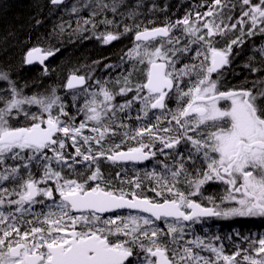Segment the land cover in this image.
<instances>
[{"label":"snow or ice","instance_id":"obj_1","mask_svg":"<svg viewBox=\"0 0 264 264\" xmlns=\"http://www.w3.org/2000/svg\"><path fill=\"white\" fill-rule=\"evenodd\" d=\"M50 3L60 6L63 0H50ZM229 3L231 0H211L205 5L207 11H195L194 18L191 13L186 14L175 22L166 21L163 26L141 29L136 25L134 47L127 56L146 65L144 82L133 89L129 86V73L123 77L118 93L103 85L98 92L88 93L90 99L86 98L79 109L84 120L78 126L73 122L75 117H69L55 88L49 96L23 95V88L18 89L9 74L0 70V81H6L9 86L0 89L4 93L0 95V165L4 166L0 182L11 181L15 185L11 191L0 187V207L16 206L14 212L0 211V264H264V233L244 236L248 247L238 245V250L230 255L225 253L223 245L217 247L210 242L221 239L219 236L211 237L208 242L196 236L184 246L171 250V254L168 244L162 243L163 237H171L173 244L183 240V222L196 223L210 217L264 218V76L254 80L251 88L246 87L247 81H244L240 86L221 90L222 69L230 63L233 47L243 44L246 36L264 35V0H238L239 16L229 15L230 23H225L219 18ZM139 6V3L129 6L125 0H112L111 4L96 0L95 7L99 11H92L91 18L83 23H91L95 29V17L108 10L116 14L121 7L128 8L126 15L132 18ZM236 7L237 4L232 3V9ZM71 11L77 13L78 8L74 5ZM99 23L112 25L115 21L105 18ZM58 27L64 31L63 25ZM174 29L182 30L189 38L183 48H166L163 42L149 47L158 38L169 45L179 44V37L171 35ZM237 29L240 34L224 48L215 46L216 37L227 36ZM131 31L129 27L124 28L125 33ZM119 36L107 31L98 38L109 44ZM192 45H198L192 59H199V64L177 68L178 53H189ZM258 51L259 66L245 65L252 73L264 71V45ZM52 55L51 50L33 47L27 52L24 63L38 60L43 64ZM253 59L249 57L250 61ZM47 71L45 67L44 72ZM185 77L189 78L187 87L182 83ZM116 84H121L120 79ZM82 85H85V77L71 73L65 87L77 89ZM133 90L136 95L132 99L119 105L113 103L116 95L125 96ZM173 96L177 106L171 109L168 101ZM135 102L140 105L141 115L135 117L140 126L132 128L123 122L117 125V111L131 109ZM25 105H36L39 112L31 113ZM55 109L58 112L54 115ZM152 110L160 111L155 115V123L150 118ZM21 115L24 122L18 126ZM163 121L169 126L163 127ZM89 122L95 125L89 129L93 135H83ZM117 128L123 129L121 144L105 149L108 135L116 136ZM145 138L148 143L144 142ZM69 139L75 148L71 157L64 152ZM79 140L87 145L86 151ZM125 141H135L136 146L123 151ZM157 142L162 146L158 151L166 157L165 150L176 153V166L163 164L160 172L145 173V179L155 182L149 189L154 197L143 191L139 175L125 180L120 173L115 178H105L101 172L102 159L116 163L155 157L157 150L153 149ZM93 143L100 146L99 150L93 149ZM181 144L191 145L187 157L179 152ZM45 150H50L52 155H47ZM78 157H82V161ZM9 159L14 164H7ZM186 160L192 162V171L186 167ZM53 161L62 166L61 170L53 167ZM81 162L89 164L90 175L86 179L85 173H76V178L64 176V166L74 172L73 165ZM33 163L41 170L39 179L33 174ZM48 181H53L54 187H41ZM114 181H119L120 186ZM211 181L227 186L223 200L235 202V206L221 208L208 197L212 206L206 207L194 199ZM181 182L186 191L178 186ZM125 184L130 187L125 188ZM13 195L18 198L6 200ZM41 196L51 200L56 210L49 206V211L35 213L33 220L26 221L28 228L22 230L17 214L22 221L34 204L45 203L38 199ZM120 209L137 210V214L121 216L116 213ZM106 213L112 215L105 218ZM156 221H164L166 231ZM137 248L146 254L143 259ZM194 248L207 250L212 256H202Z\"/></svg>","mask_w":264,"mask_h":264},{"label":"trees","instance_id":"obj_2","mask_svg":"<svg viewBox=\"0 0 264 264\" xmlns=\"http://www.w3.org/2000/svg\"><path fill=\"white\" fill-rule=\"evenodd\" d=\"M103 2L111 4L112 0H103ZM125 2L129 6H135L137 3L140 4V6L136 8V15L132 18L127 17L128 19H131L132 22L122 23L123 25L131 28L133 31H136V25H139L140 28L145 26L149 27V25H153L155 23H163L164 25L166 21L175 22L177 19H182L186 14L190 13L194 18V12H205L207 9L205 5L210 4L211 0H125ZM95 3L96 0H86L83 2L82 0H70L62 6H53L51 5L50 0H0V70L6 71L9 74L10 79L15 83L17 82L18 85L24 87L32 85L36 88L42 87L43 89L45 88V90L49 91L53 88H59V84L63 82L64 78L62 79L59 77L58 79L57 76H50L51 72L50 74H48V72L45 73L44 67L35 65L29 67L25 66L24 55L29 49L35 46H42L47 51H54L52 58L54 60H59L62 56H64V54L67 55L70 51L76 56L79 50L82 49V53L78 54V59H81L79 61L82 65H75L72 62L73 60H71L69 64L83 68L89 66L90 61L92 63V61L96 59H104L106 56L108 57L109 54L106 53V55H103V53L99 51L101 47L97 46L98 42L102 41L98 38L101 32L93 29L91 23H83L85 19L91 18L90 13L92 11H99V9L95 7ZM70 4L72 5L69 7ZM74 5L78 8L77 13H73L71 11ZM85 5H91V7H85ZM118 12H128V8L121 7ZM100 15H106L109 20L114 17V14L110 10L105 11ZM98 16L94 18L96 23L99 22ZM235 16L236 13L233 17ZM38 20L40 21L39 24L37 23ZM59 25H63V32L60 31L58 27ZM78 28L83 30H78ZM173 33L180 36L181 43L189 42V38L182 33V30H180L179 34L177 33V29H174ZM239 34V32L232 34L233 36L229 39V41L234 39L235 36ZM258 36L259 35L253 37L246 36L243 44L233 47L235 56L233 57V60H231V63H234L232 71L244 74L243 76H248L253 73L250 71V68L245 67L246 64L251 67L259 66L261 57H258L257 52L254 50L255 48L251 49L252 46L256 45ZM227 38L228 37H226L223 42L224 45L227 43ZM55 47H58V52ZM107 49L108 47H104V51L106 50L105 52L108 51ZM248 55L254 57V59L250 61ZM68 57H71V54L68 55ZM68 57L63 59H67ZM85 58L90 60L88 64H86ZM191 58L192 57L189 55L190 64H192ZM56 64L54 65L56 66ZM128 75L129 74L121 76V84L117 85L118 88L123 86V77ZM259 76H264V71L259 72ZM134 77L136 78V73L132 74V78ZM188 79V77H185L184 81H188ZM192 79L194 80L195 77L193 76ZM136 80L139 83H143L144 77L142 76ZM244 81H247L246 85L250 86V88L252 87L253 80L250 76H248V78H242V80L238 79L237 82H223L229 84L233 83L232 85H237L238 83V85H240ZM3 85L8 89L9 86L6 81H0V86ZM35 94L41 95L38 92ZM0 95H3V92H0ZM22 124L23 123L18 126H22ZM117 133L115 142L116 144H121L123 139V130L117 131ZM135 143L136 142L133 141L128 144L127 141H125L122 144L121 150H126L128 147H131V144ZM190 149L191 145L187 144V146L179 150V152L183 153L184 156L187 157ZM166 153L167 157L164 158V161L156 163L153 168L148 170V172L153 170L160 172L163 168V164H168L169 166L175 168L176 153L168 151ZM8 161L11 162L10 164H14V162L10 159ZM6 163L8 164V162ZM196 166L199 167L200 165L197 164ZM186 167L192 171V162L186 160ZM3 168L4 166L0 165V171H3ZM100 168L105 178H115L116 174L120 173L123 179L130 180L139 175V178L143 180V191L149 197H154L155 194L149 191V189L154 186L155 182L145 179L146 172L142 169L143 167L111 164L105 161L100 163ZM32 171L33 173L36 171L34 163L32 165ZM114 183L117 187L120 186L119 181H114ZM178 186L181 190H187L183 182H181ZM0 187L9 188L10 181L0 182ZM124 187L129 188L130 186L125 184ZM204 194L206 197L207 195L212 197L216 204L220 202L221 192L218 188H214L212 185L208 184V186L205 187ZM198 202L210 205L209 201L205 202L204 200H200ZM14 210L15 207L11 208L6 205L0 207V211L14 212ZM47 211H49V209L42 207H40L39 210H32L31 213L24 215L22 221L19 218V214H17L18 226H20L22 230L27 229L28 225L26 221L33 220L35 213ZM8 222L11 223L12 221ZM184 226L183 240H178L177 243L173 244L171 243L172 238L166 237V240H162V243L174 245L178 249L184 246L187 241L194 240L196 236H200L208 242L211 237L219 236L221 238L227 233L261 234L264 233V218L260 219V222L256 224L253 220L248 221L239 217H233L229 220L216 217L211 220L201 219L200 222H191L189 224H184ZM210 242L214 243L217 247L223 245L222 239L211 240ZM245 247H247V244H245L244 248ZM169 249V254H171V250L173 249L170 246ZM194 251L200 252L202 256H212V254L207 255L209 252L204 249L194 248ZM137 252L141 253L139 251ZM133 259L135 262V258Z\"/></svg>","mask_w":264,"mask_h":264},{"label":"flooded vegetation","instance_id":"obj_3","mask_svg":"<svg viewBox=\"0 0 264 264\" xmlns=\"http://www.w3.org/2000/svg\"><path fill=\"white\" fill-rule=\"evenodd\" d=\"M126 13L127 12H117L116 14H114V17L110 18V20H114L115 21V23L112 24V25H104V24H101L99 22L96 23L97 26H96L95 30H97L98 32L103 33V32H107V31H111L113 33H119L120 34L119 39H117L115 41H112L109 44H104L103 43V45H101L98 42L97 46L101 47L100 48V52L103 53V55H106V53H108L109 56L108 57L106 56V58H104V59H96V60L92 61V63L90 61V65L87 66V67H89L90 71L94 68L92 71H94L97 74H100V79H105L107 77L109 79V82H111V83L116 82L117 79L119 77L123 76V75H127V74L131 73V76H130V78H131L132 74L136 73V71H134L133 64H132L133 60H130L129 57L127 56V53L129 51V49H131L132 45L135 43L134 42L135 31L132 30L131 32H128V33L124 32V28L127 27V26L123 25L122 23L132 22L131 19L127 18L128 16L126 15ZM105 18H107L106 15H103V16L100 15L99 16V21L103 20ZM124 18H126V19H124ZM154 26H163V23H161V24L155 23L153 25H149V27H154ZM143 28H141V29H143ZM104 47H108V49H107L108 51L107 52H105L106 50L104 51ZM189 55H191V54L183 56L182 53H180V54L178 53V56L180 57V59H178V60H180L179 62L187 64V60H188ZM110 67H112V68L110 69ZM233 68H234V64H232V63H229L228 65L224 66V68L222 69V81L225 80L227 82H231V81H233V82L236 81L237 82L238 79L242 80V78H245V77L248 78V76H250L251 79L254 81V80H256L257 78L260 77L259 73H256V75H255V73H253L252 75L243 76L244 74H240L238 72L232 71ZM82 69L77 71L75 74L82 75V76L85 77V81H86V87L85 88H87V87H89L91 85V82H90V79L88 77V74L84 73ZM145 69H146V67L142 68L140 70V72H139V75H137L136 78H140V77L143 76L144 80H145V76H144ZM86 70L89 71L88 69H86ZM68 76H69V74L66 76V78ZM214 77H215V74L213 75V78ZM183 85L185 87H187L188 81H186ZM240 85H238V83H237V85H234V86H240ZM234 86L227 85L225 87H221V90H227L229 88H233ZM245 86L250 88V86H248V85H245ZM79 90H74V91L78 92ZM74 91H72V92H74ZM132 97H133L132 92L127 93L125 96H116L113 103L115 105H119V104L124 103L126 100L132 99ZM221 103L223 104L224 102H221ZM83 104H84V102H81L80 100L75 102L76 110L80 109V107ZM176 106H177L176 105V100H175V97L173 96V98L168 101V107L171 108V109H174ZM139 107H140L139 102H135L131 109H126L124 112L117 111L116 124L118 125L119 123L123 122V123L129 124V126L132 127V128L140 126L138 124V122L135 120V117L137 115H141V113H139V111H138ZM73 111L74 110L68 109V113L69 114L76 115V118H75V120L73 122L78 126L79 123L82 120H84V115L82 113H79V112L72 113ZM159 114H160L159 110H152V112L150 113V118H151V122L152 123L156 122L155 121V115H159ZM109 115H111V114H109ZM105 123H108V121L105 120ZM162 123H163V127H168L169 126L166 121H163ZM93 126H95L94 123L89 122V127H93ZM113 127H116V125H113ZM120 130H123V129L117 128V131H120ZM112 137L116 141V136H112ZM130 142L132 143L133 141H127L128 144H130ZM144 142L148 143L149 141H148L147 138H145ZM183 145L184 144H181V146L179 147V150L184 148ZM69 146H70V144H69ZM130 146L131 147L132 146H136V143L135 144H131ZM160 147H162V146L157 142L155 147H154V149H153V150H157V155L155 157H153L154 159H156V158L164 159L163 154H161L158 151V149ZM165 151L170 152L169 150H165ZM77 159L82 161V157H78ZM77 165H80V166H77L78 168L83 169L82 173H85L84 177L86 179L87 175H90V172L88 171L89 164L87 162H81V163H77ZM133 166L138 167L140 165H133ZM91 167L94 169L95 165H92ZM213 184L221 192V198H220L221 207L222 208H226V207L235 206V202H230V201H224L223 200V197L227 194V186L224 183L220 182V181H213ZM38 199H39V197H38ZM55 199L58 201L59 200V196L56 195ZM51 204H53V203H51ZM49 206H52V205H50V204L44 205L43 204L40 207L45 208V209H49ZM116 213L121 215V216H123L124 214H127L129 212L119 211V212H116ZM110 215H112V214L111 213L104 214L105 218H107ZM239 218L244 219V220H248V221L253 220L254 223H256V224H258L260 222V219H263L261 217H239ZM249 235H251V236H259L260 234L240 233V235L237 236L234 233H227L224 236H222L221 239L223 240V246L225 248V253L230 255L233 252H236L238 250L237 249L238 245L241 248H244V246H245V244H247V242H245L243 240V237L244 236H249ZM229 237H231V239H229ZM113 242H114V238H113ZM247 247H248V244H247ZM247 247H245V248H247ZM238 259L242 260V257H238Z\"/></svg>","mask_w":264,"mask_h":264},{"label":"rangeland","instance_id":"obj_4","mask_svg":"<svg viewBox=\"0 0 264 264\" xmlns=\"http://www.w3.org/2000/svg\"><path fill=\"white\" fill-rule=\"evenodd\" d=\"M70 1V0H69ZM68 1V2H69ZM73 1V0H72ZM75 1V0H74ZM83 1H86V0H82V2ZM74 3V2H73ZM232 3H236L237 4V7L235 8V9H232ZM72 4H70L69 5V7L71 6ZM62 6V5H61ZM67 6V5H66ZM208 10V8L206 9V11ZM239 12H240V9H239V5H238V1L237 0H231V3H229V6H228V8H225L224 10H223V16L222 17H220L219 19H223L224 20V22L225 23H230V21H228V19H227V17L229 16V15H231V16H234V14L236 13V16L235 17H238L239 16ZM99 17V16H98ZM234 17V18H235ZM219 19L217 20V22H219ZM231 22H234V20L233 21H231ZM239 32V29H237V30H235L234 32H229L228 34H227V43L229 42V39L233 36L232 34H234V33H238ZM177 33H179L180 34V29H177ZM172 37L173 38H175V37H179V39H180V36H178V35H176V34H174L173 33V35H172ZM224 37L225 36H218V37H216V42H215V46L216 47H218V48H224L226 45H223V44H221L220 42L224 39ZM217 38H219V39H217ZM165 43V45H166V48H172V47H176V48H183L185 45H187L189 42H186V43H181V42H179V44H176V45H169V44H167L166 43V40H164V41H162V40H159V41H156V43H152V44H150L149 45V47H152V48H154V47H156V46H159L161 43ZM226 43V44H227ZM99 44H101V45H103V42L102 41H99ZM262 45H264V35H259L258 37H257V43H256V45H254V46H252L251 47V49L252 48H255L254 50L257 52V54H258V57L260 58L261 56H260V54H259V48L262 46ZM236 46H239V45H236ZM134 47V44L132 45V48ZM198 47V45H192L191 46V49H190V51H189V53H182V55L183 56H186V55H188V54H191L190 56L191 57H193V56H195V49ZM55 49H56V51L58 52V47H55ZM250 50V49H249ZM82 49L81 50H79V52L77 53V55L75 56V55H73V53L70 51L67 55H65L64 54V56H62V58H60L59 60H58V62H57V60L55 59H52L49 63H47L46 64V68L48 69V74H50V72H51V74H50V76H54V77H58V79H59V77L60 78H64V80H63V82L62 83H60L59 85V88H57L56 89V95L57 96H59L60 98H61V102L65 105V110L68 112V109H70V110H74L72 113H76V112H79V109L78 110H76V105H75V102H77V101H81V102H85V99L86 98H89L90 99V96H88L87 94L88 93H91V92H98L99 91V88L103 85V86H106L110 91H112V92H114V93H118L119 92V88L117 87V84H116V82H114V83H111V82H109V79L106 77L105 79H100V74H97V73H95L94 71H90L89 70V67H79V66H73V65H70L69 63H70V61L71 60H73L72 62L75 64V65H82V64H80V61L79 60H81V59H78L79 57H78V54L79 53H82ZM100 51V50H99ZM54 52V51H53ZM71 54V57H68V55H70ZM170 54V53H169ZM180 54V53H179ZM232 54H234V52L232 51ZM80 56V55H79ZM235 55H232L231 56V60H233V57H234ZM66 57H68L67 59H63V58H66ZM80 57H82V56H80ZM249 57H251V56H249L248 55V58ZM87 58V57H86ZM85 58V59H86ZM178 59H180V57L179 56H177V68H179V67H182L185 63H182V62H179L180 60H178ZM201 59H202V57H201ZM191 60H192V63H197V64H199L198 62H199V59L198 60H193L192 58H191ZM90 60L88 59H86L85 60V62H86V64H88V62H89ZM198 61V62H197ZM56 62H57V64H56ZM54 64H56V66L54 65ZM68 64V65H67ZM90 64V63H89ZM132 64H133V68H134V71H136V76L137 75H139V72H140V70L142 69V68H144V67H146V65H144V64H140L139 63V61H136V60H133L132 61ZM187 64H190V60H189V57H188V60H187ZM63 67H64V69H63ZM83 68V69H82ZM112 67H110V69H111ZM83 70V72L84 73H86V74H88V77H89V79H90V82H91V85L89 86V87H87V88H85L87 91H85V89H82V90H79L78 92H75L74 90H72V91H74V92H72V91H66V90H64V81H65V79H66V76L68 75V74H70V73H76L77 71H79V70ZM86 69H88L89 71H87ZM62 70H63V72H62ZM62 75V76H61ZM216 78V76L213 78V79H215ZM118 79H121V77H119ZM137 78H130V81H131V84L129 85L130 87H132L133 89L135 88V85L136 84H140L137 80H136ZM223 81H225V80H223ZM222 81V87H225L226 85H227V83H224ZM186 81H182V83L184 84ZM56 83V82H55ZM59 83V82H58ZM15 85H16V87L19 89V88H23V95H27V96H31V95H33V94H35L36 92H38L39 94H41V95H46V96H49L50 94H51V92H52V89H50L49 91L48 90H45V88L43 89L42 87L41 88H36V87H34V86H32V85H30V86H21V85H18L17 84V82L15 83ZM23 85V84H22ZM0 89H7V87L6 86H0ZM132 94H133V96H135L136 95V92L133 90L132 91ZM3 95H4V93H3ZM116 96H120V95H116ZM115 96V97H116ZM74 97H75V99H74ZM100 99H102V97H100ZM115 100V99H114ZM117 101V100H116ZM114 102V101H113ZM0 106H2V105H0ZM25 107V109H27L29 112H31V113H37V112H39V108L36 106V105H32V106H28V105H25L24 106ZM56 112H58V109H55L54 110V115L56 114ZM69 117H75L76 118V115H72V114H69ZM18 119H19V121L21 122V123H23L24 122V117H23V115H21V116H19L18 117ZM62 119H65V120H67L68 119V117H62ZM91 127H89V128H87V129H85L84 131H83V135H93V133H91L90 132V129ZM203 130V129H202ZM191 134V133H190ZM69 144H70V146H69ZM79 144L82 146V148L86 151L87 150V145H83V141L82 140H79ZM114 144H116L115 143V139H113V137L109 134L108 135V137H107V140H106V142L104 143V148L105 149H107L108 147H110L111 145H114ZM187 146V144H184L183 145V147H186ZM92 147H93V149L94 150H99L98 148H100V146H98V145H95V143H93V145H92ZM46 151V153H47V155H49V156H51L52 155V153H51V151L50 150H45ZM64 152H65V155L66 156H68V157H71L73 154H75V148L72 146V142H71V140L69 139V140H66V148H65V150H64ZM163 156H164V158H166V155L165 154H163ZM163 162L164 161V159H160V158H157L154 162H152L151 164H149L148 166H145V167H143L142 169L145 171V172H148V170L149 169H151V168H153V166L156 164V163H158V162ZM8 162V164H10L11 162H9V161H7ZM77 166H80V165H77V163L76 164H74L73 165V168H74V172H72V171H70L66 166H64L63 167V174H64V176L66 177V178H76V173H82V170L83 169H81V168H78ZM34 167H35V169H36V171L33 173L34 175H35V178H37V179H39L40 178V174H41V170L39 169V168H37L36 167V165L34 164ZM53 167L54 168H56L57 170H61V165H57L56 163H55V161H53ZM84 179H85V177H84ZM209 183H211V182H209ZM209 183H207V184H209ZM207 184H205L204 186H203V188L201 189V194H199V195H197L196 197H194V199H197L198 201H200V200H204L205 202H208V197H210V196H208L207 195V197L205 196V194H204V191H205V187L207 186ZM15 185H14V183L13 182H11L10 181V187L8 188L10 191H11V189L14 187ZM47 186H51V187H54V182L53 181H48V183L46 184V185H41V187H47ZM56 195H58V194H56ZM18 197H16L15 195H13V196H11V197H6V200L7 199H17ZM39 199H42V200H45V203H44V205H47V204H50V205H52V208H51V210H53V211H55L56 209H55V207H54V205L53 204H51L52 203V201L51 200H47L46 198H44V197H39ZM213 199V198H212ZM7 207L9 206V207H11V208H14V207H16L15 205H7V204H5ZM4 205V206H5ZM43 204H39V203H37V204H34L33 206H32V210H39V208H40V206H42ZM129 213H127V214H124L123 216H126V215H128ZM132 214H137V213H132ZM141 215H143V214H141ZM156 224L160 227V228H162V229H164V230H166V228H165V223H164V221L161 223V224H159V223H157L156 222ZM184 228H185V226H184ZM122 238V237H121ZM162 240H166V237H163L162 238ZM114 242H115V238H114ZM168 246H170L173 250H175V249H177L174 245H170V244H168ZM137 251H139V252H141L138 248L136 249ZM144 255H146L145 253H143V252H141V253H139V256H140V258L141 259H143V257H144Z\"/></svg>","mask_w":264,"mask_h":264},{"label":"water","instance_id":"obj_5","mask_svg":"<svg viewBox=\"0 0 264 264\" xmlns=\"http://www.w3.org/2000/svg\"><path fill=\"white\" fill-rule=\"evenodd\" d=\"M66 0H63V3L65 2ZM62 3V4H63ZM134 41H135V36H134ZM37 47H40V46H37ZM41 49H43L42 47H40ZM30 50V49H29ZM28 50V51H29ZM27 51V52H28ZM27 52H26V54H27ZM26 54H25V56H26ZM51 57L52 56H50V57H47L46 59H45V61H44V63L43 64H41L38 60L37 61H34L32 64H25L26 66H32V65H35V64H38V65H40V66H43L46 62H48V61H50V59H51ZM25 58V57H24ZM66 82H67V80H66ZM66 82H65V84H66ZM86 84V83H85ZM85 85H82V86H78V88H82V87H84ZM65 89L66 90H73V89H67L66 87H65ZM151 159V158H150ZM149 159V160H150ZM148 160H146V161H118V162H116V163H130V162H132V163H137V164H143V163H145V162H147ZM120 210H126V209H120ZM127 210H129V209H127ZM132 211H137V210H132ZM147 214V213H146Z\"/></svg>","mask_w":264,"mask_h":264},{"label":"bare ground","instance_id":"obj_6","mask_svg":"<svg viewBox=\"0 0 264 264\" xmlns=\"http://www.w3.org/2000/svg\"><path fill=\"white\" fill-rule=\"evenodd\" d=\"M82 48V47H81ZM12 63V62H11ZM82 76V75H81ZM245 223V222H244ZM241 227V226H240ZM243 228V227H242ZM243 230V229H242ZM252 231V230H251ZM242 232V231H241Z\"/></svg>","mask_w":264,"mask_h":264}]
</instances>
